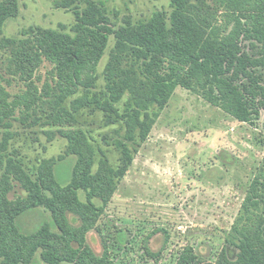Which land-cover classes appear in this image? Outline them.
<instances>
[{
	"label": "trees",
	"instance_id": "obj_1",
	"mask_svg": "<svg viewBox=\"0 0 264 264\" xmlns=\"http://www.w3.org/2000/svg\"><path fill=\"white\" fill-rule=\"evenodd\" d=\"M53 5L72 13L69 29L33 27L18 39L3 35L6 22L17 16V2L0 0L2 63L25 86L11 97L0 85V264H115L106 249L97 256L86 235L175 90L200 95L240 123L253 126L260 119L264 0H170L168 11L121 23L102 1L53 0ZM111 38L100 76L98 65ZM44 62L51 70L39 88ZM43 105L49 113L32 116ZM84 110L90 116L99 113L110 129L101 140L118 153L116 167L78 121ZM14 122L41 125L51 137L55 131L67 141L64 154L28 168L16 151H8ZM70 156L75 163L63 185L55 170ZM12 181L24 197H8L15 193ZM68 215L77 218V226ZM225 242L235 255L224 248L206 264H264V157Z\"/></svg>",
	"mask_w": 264,
	"mask_h": 264
},
{
	"label": "rangeland",
	"instance_id": "obj_2",
	"mask_svg": "<svg viewBox=\"0 0 264 264\" xmlns=\"http://www.w3.org/2000/svg\"><path fill=\"white\" fill-rule=\"evenodd\" d=\"M98 1L104 2L112 18L121 23L125 18L135 21L155 11H168L170 0ZM16 2L18 13L4 25L5 37L22 38L23 31L33 27L57 29L62 25L69 29L74 22L71 12L54 8L53 0ZM113 42L111 38L98 65L100 76ZM4 57L0 52V63ZM50 70L47 62L40 67L39 88ZM0 74L4 78H0V85L11 97L25 90L17 77L7 74L3 63ZM97 85H103L101 78ZM43 110L50 111L43 105L32 116L42 115ZM81 115L78 121L91 132L93 145L99 146L116 167L118 153L101 140L110 132L103 127L102 116H90L86 110ZM15 116L20 118L18 112ZM13 124L15 136L8 151H16L28 168L64 154L67 141L55 131L51 137L41 125ZM263 157L264 111L250 126L209 105L200 95L177 88L95 228L86 235V243L97 256L106 249L115 264L214 263L224 248L235 255L225 240ZM74 163L70 156L57 166L55 173L63 185ZM2 172L0 167V176ZM14 192L9 193L10 199L25 196L18 186ZM80 198L84 199L83 193ZM68 219L78 225L76 217L68 215Z\"/></svg>",
	"mask_w": 264,
	"mask_h": 264
}]
</instances>
